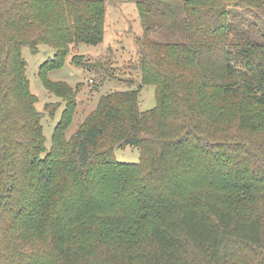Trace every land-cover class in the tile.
Here are the masks:
<instances>
[{
	"label": "trees",
	"instance_id": "1",
	"mask_svg": "<svg viewBox=\"0 0 264 264\" xmlns=\"http://www.w3.org/2000/svg\"><path fill=\"white\" fill-rule=\"evenodd\" d=\"M136 4L154 107L101 94L67 137L77 89L48 74L103 42L106 0H0V264H264V0ZM40 44L64 101L48 150L22 56Z\"/></svg>",
	"mask_w": 264,
	"mask_h": 264
},
{
	"label": "rangeland",
	"instance_id": "2",
	"mask_svg": "<svg viewBox=\"0 0 264 264\" xmlns=\"http://www.w3.org/2000/svg\"><path fill=\"white\" fill-rule=\"evenodd\" d=\"M233 10L243 12L244 8L235 7ZM143 28L136 0H106L103 42L97 45L70 44L63 66L49 72L51 81L65 82L77 89L78 104L66 130L67 137L94 108L101 94L138 89L139 109L145 111L154 107V86L142 83L140 77L139 51ZM148 35L163 39L157 32L150 31ZM53 54L54 50L45 44L38 45L35 53L27 46L22 47L29 90L36 97V110L43 115L41 124L46 150L51 145L53 128L64 107L61 97L47 90L38 77L39 66ZM114 153L120 162L135 163L139 159L136 146L116 147Z\"/></svg>",
	"mask_w": 264,
	"mask_h": 264
}]
</instances>
